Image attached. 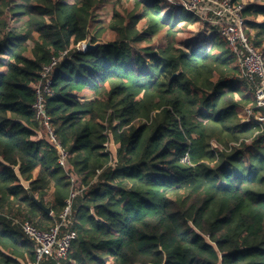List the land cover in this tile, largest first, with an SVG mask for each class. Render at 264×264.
Listing matches in <instances>:
<instances>
[{
  "label": "trees",
  "instance_id": "1",
  "mask_svg": "<svg viewBox=\"0 0 264 264\" xmlns=\"http://www.w3.org/2000/svg\"><path fill=\"white\" fill-rule=\"evenodd\" d=\"M23 1L0 0V264L35 261L21 224L48 231L68 206L77 239L61 264H264V126L239 118L256 105L243 56L217 29L183 48L133 47L150 40L136 32L142 17L151 35L200 23L174 20L175 7L160 16L164 0L138 1L130 21H109L113 39L79 52L102 43L106 0ZM248 25L264 54V21ZM65 52L45 97L55 142L33 105L43 67Z\"/></svg>",
  "mask_w": 264,
  "mask_h": 264
},
{
  "label": "built area",
  "instance_id": "2",
  "mask_svg": "<svg viewBox=\"0 0 264 264\" xmlns=\"http://www.w3.org/2000/svg\"><path fill=\"white\" fill-rule=\"evenodd\" d=\"M171 5L182 7V9L192 15L203 19L206 15H212L215 20L211 24L216 28L222 37L239 52L243 58L242 67L246 77L256 84V105L253 108H245L241 111V120L244 125L258 126L263 130L264 126V54L257 51L248 40L245 32L247 22L244 18L245 8L243 4L236 0H165ZM85 43L81 42L76 46L77 51L85 52ZM65 52L60 58L53 57L51 62L43 67L41 72L42 80L36 87V100L33 105L35 117L47 130L49 137L56 142L54 130L51 127V117L47 114L45 107L46 95H52L51 84L54 68L60 63ZM259 79V83H256ZM243 114V115H242ZM42 138V135H39ZM112 143L105 144L106 152L111 151ZM213 146H215L213 144ZM59 164L67 166L69 153L58 146ZM112 154V153H111ZM74 197V195H73ZM70 206L67 207L61 216V222L48 231H41L31 222L25 221L21 224L24 235L33 243L35 248V261L28 264H43L46 259H53L58 264L66 261L72 250L73 242L77 239V233L68 227L67 220L70 217Z\"/></svg>",
  "mask_w": 264,
  "mask_h": 264
},
{
  "label": "rangeland",
  "instance_id": "3",
  "mask_svg": "<svg viewBox=\"0 0 264 264\" xmlns=\"http://www.w3.org/2000/svg\"><path fill=\"white\" fill-rule=\"evenodd\" d=\"M120 1V2H118ZM141 2L142 0H106V2L103 4L102 9L97 10L95 12V23H94V28L102 29L103 37H102V43L103 42H108L109 40L113 39L114 33L111 30V23L109 22L111 18L117 19L122 25H124V19L127 18V22L131 20V18L136 15L139 11V9L136 7L137 2ZM14 3L16 5H26V2L23 0H14ZM241 4L244 6H249V5H257V6H264V0H241ZM172 7L176 8V13L173 15V19L175 20L176 17H180V12L184 11L182 7H177L174 5H171L169 2L165 1L159 4V9H160V16H165L171 9ZM118 15L115 17V15ZM247 14H244V18L246 19L247 22V30L245 32L246 36L250 33V35L254 34L255 32L251 30V27L248 25V23H258L256 22V17L251 18V20H248ZM215 20V18L212 15H206L203 19H200V23L182 27H173L170 32H168V26L161 27L155 34H150L147 33L149 31V28L151 24L149 23L148 19L146 17H142L138 26H137V33L140 34L142 37L147 36L148 38L150 37V40L148 41H143L141 43H133V47L136 49L144 48V47H159V48H166L169 45H176L178 48H183V43L187 41H191L193 39L199 38L202 35H207L210 36L211 33L216 29L212 26L211 21ZM8 24L11 27H16V28H22L24 20H21L20 23L17 22V17L13 16L11 13H9L7 17ZM264 21V20H263ZM262 21V22H263ZM260 22V23H262ZM258 23V24H260ZM120 28V27H119ZM219 30V29H218ZM22 31V30H21ZM220 31V30H219ZM174 33L175 36L170 37V33ZM93 34L95 33V30L92 32ZM249 40V38H248ZM227 42V41H226ZM250 42V40H249ZM228 43V42H227ZM229 44V43H228ZM251 44V43H250ZM230 45V44H229ZM231 46V45H230ZM232 47V46H231ZM233 48V47H232ZM260 52V51H259ZM3 69L0 68V71ZM248 108V107H247ZM249 108H253L250 106ZM240 112V111H239ZM241 112L239 114L240 121L241 120ZM243 115V114H242ZM250 143V141H248ZM215 146L214 148H218L216 142H212ZM113 146L111 149V153L115 155L117 145L112 143ZM232 146H239L238 144H232ZM71 212V211H70ZM71 214V213H70ZM68 222V227L67 229L70 230L72 228V222H70V217L67 220ZM68 260V259H67ZM66 260V261H67ZM21 264H24V262H21ZM61 264V262H60Z\"/></svg>",
  "mask_w": 264,
  "mask_h": 264
},
{
  "label": "water",
  "instance_id": "4",
  "mask_svg": "<svg viewBox=\"0 0 264 264\" xmlns=\"http://www.w3.org/2000/svg\"><path fill=\"white\" fill-rule=\"evenodd\" d=\"M101 45V43H96V44H92L91 40L88 39L85 43V52L86 51H90V50H93L97 47H99ZM36 202V204L45 212L47 213L48 215H51V208L49 207H46L41 201H38L36 200L35 198H33Z\"/></svg>",
  "mask_w": 264,
  "mask_h": 264
},
{
  "label": "crops",
  "instance_id": "5",
  "mask_svg": "<svg viewBox=\"0 0 264 264\" xmlns=\"http://www.w3.org/2000/svg\"><path fill=\"white\" fill-rule=\"evenodd\" d=\"M249 6H257V5H249ZM248 5L246 6V7H249ZM247 15H249L248 13H246ZM256 17V22H258V23H260V22H262L263 20H264V16L263 15H261V14H256L254 11H252V13L249 15V16H247V18H248V20H251V18L253 19V18H255Z\"/></svg>",
  "mask_w": 264,
  "mask_h": 264
},
{
  "label": "bare ground",
  "instance_id": "6",
  "mask_svg": "<svg viewBox=\"0 0 264 264\" xmlns=\"http://www.w3.org/2000/svg\"><path fill=\"white\" fill-rule=\"evenodd\" d=\"M212 146H213V143H212Z\"/></svg>",
  "mask_w": 264,
  "mask_h": 264
}]
</instances>
